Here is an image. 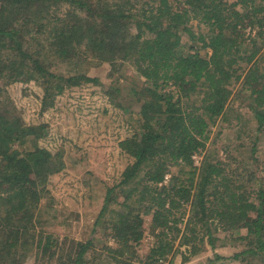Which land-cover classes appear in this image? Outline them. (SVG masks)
<instances>
[{
  "label": "trees",
  "instance_id": "obj_1",
  "mask_svg": "<svg viewBox=\"0 0 264 264\" xmlns=\"http://www.w3.org/2000/svg\"><path fill=\"white\" fill-rule=\"evenodd\" d=\"M247 32L264 36V0H0V47L20 57L18 74L32 66L47 81H72L51 67L98 60L110 76L129 63L141 79L130 89L140 102L136 128L119 142L125 167L104 191L97 218L106 241L97 248L92 236L83 242L43 230L37 214L59 161L41 145L46 124L26 123L0 88V264H25L33 253L32 264H93L103 253L101 264H172L179 253L183 262L198 255L203 242L213 252L210 264L229 242L241 247L234 259L264 264V174L244 167L230 143L224 159L208 146L232 110L239 123L225 135L231 142L233 129L236 148L245 124L251 139L264 131V55L247 44L254 39ZM235 84L236 97L247 101L238 109ZM145 226L153 241L139 259Z\"/></svg>",
  "mask_w": 264,
  "mask_h": 264
},
{
  "label": "rangeland",
  "instance_id": "obj_2",
  "mask_svg": "<svg viewBox=\"0 0 264 264\" xmlns=\"http://www.w3.org/2000/svg\"><path fill=\"white\" fill-rule=\"evenodd\" d=\"M203 30L205 31L204 28L200 29L201 32ZM247 34L248 37L254 36V33L251 35L247 32ZM183 38V41L187 40L186 36ZM249 42L253 51L259 49V54L261 52L264 55V36H254L253 40L249 37L247 44ZM4 43L6 44L5 40ZM33 43L34 48L38 50L37 41L33 40ZM187 52L189 51L186 50L185 53ZM0 55V73H3V76L0 74V88L6 91L16 107V112L26 123L46 124L47 133L41 139V145L54 154L60 165V169L56 170L48 180L50 194L49 197L41 199V208L38 210L37 215L45 223L43 230L61 239L67 237L83 242L92 236L97 244L96 248L101 247L106 238L103 236L104 230L97 216L105 199L104 191L117 182L125 167V158L120 152L119 142L136 128L132 117L138 115L140 102L130 89L141 84L139 75L129 63H125L110 76L111 67L108 63L91 60L90 64L86 63L85 66L84 64L76 66L74 62L73 66L67 62L56 63L51 70L57 74L74 75L77 78L72 81L62 79L47 81V77L39 76V72L32 66L31 72L18 74L20 70L14 71L17 66L14 59L20 58L16 52H6L5 48L0 47ZM5 63L7 64L4 67ZM81 75L92 79L88 80ZM117 77L119 81L116 83ZM116 85L121 89L120 93L114 89ZM232 89L236 97L238 85L235 84ZM165 90L173 91L174 88L168 86ZM243 99L236 97L233 108L238 109L242 101L247 102ZM241 109H243L241 114L246 112L244 108ZM238 116L240 115L232 110L227 115L228 121L219 122L214 126L208 140L209 149L217 152L216 155L220 154L224 159L227 154L222 151L223 147L230 143L232 151L244 160L246 165L244 167L253 164L258 167V173L264 174V131L251 139L252 132L245 124L247 135L242 138L244 144L239 146L240 148H236L238 141L233 139V129H229L231 142L225 135L229 125L239 123ZM254 127L256 120L249 124V128ZM256 137L260 138L257 141L260 149L256 153L258 161L253 163L252 159L248 158L251 157V144L257 140ZM144 215L147 220L151 217L148 213ZM56 216L58 220L55 219ZM145 227L147 228L145 238L141 247L137 249L139 259L148 255L153 241L148 227ZM38 229L40 230V226ZM196 243H199V239ZM237 245L240 244L229 242L226 248L218 246L217 251L222 258L216 264H242L234 259L235 252L241 249ZM200 246L199 254L186 262H183L180 253L169 260L173 261L172 264L199 262L210 264L206 260L213 255V252L205 242L200 243ZM104 256V253L99 257L93 256V264H101ZM33 257L34 253L27 258L25 264H32ZM161 264H168V261H163Z\"/></svg>",
  "mask_w": 264,
  "mask_h": 264
},
{
  "label": "built area",
  "instance_id": "obj_3",
  "mask_svg": "<svg viewBox=\"0 0 264 264\" xmlns=\"http://www.w3.org/2000/svg\"><path fill=\"white\" fill-rule=\"evenodd\" d=\"M194 158H195V162H196V164H199L200 161H201V156H200V155H194ZM165 178H166V179H165V182H168L169 179L171 178V175L168 174V175H166Z\"/></svg>",
  "mask_w": 264,
  "mask_h": 264
}]
</instances>
